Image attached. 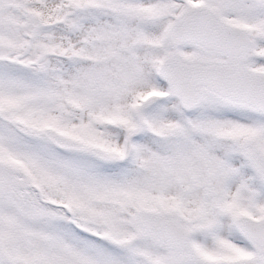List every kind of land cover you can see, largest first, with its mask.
Returning <instances> with one entry per match:
<instances>
[{
    "label": "snow or ice",
    "instance_id": "obj_1",
    "mask_svg": "<svg viewBox=\"0 0 264 264\" xmlns=\"http://www.w3.org/2000/svg\"><path fill=\"white\" fill-rule=\"evenodd\" d=\"M0 264H264V0H0Z\"/></svg>",
    "mask_w": 264,
    "mask_h": 264
}]
</instances>
